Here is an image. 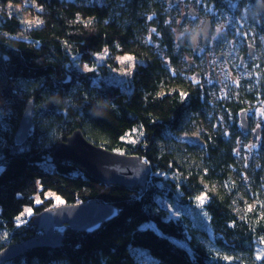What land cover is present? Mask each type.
<instances>
[{"label": "trees", "instance_id": "obj_1", "mask_svg": "<svg viewBox=\"0 0 264 264\" xmlns=\"http://www.w3.org/2000/svg\"><path fill=\"white\" fill-rule=\"evenodd\" d=\"M207 1L230 12L225 0ZM172 4L0 0V251L41 233L33 219L55 207L48 192L64 203L96 199L120 209L96 231L66 225L60 246H35L0 264H264V255L256 258L264 250V120L251 152L239 125L244 108L264 102V57L227 94L217 82L194 81L204 69L196 54L185 62L193 49L188 36L176 37L184 23ZM30 101L33 124L18 144ZM77 129L149 163L146 187L107 184L56 157ZM158 195L190 204L206 195L207 226L185 211L167 218ZM25 208L34 212L27 221Z\"/></svg>", "mask_w": 264, "mask_h": 264}, {"label": "water", "instance_id": "obj_2", "mask_svg": "<svg viewBox=\"0 0 264 264\" xmlns=\"http://www.w3.org/2000/svg\"><path fill=\"white\" fill-rule=\"evenodd\" d=\"M187 14L198 15L192 6ZM201 34L203 43H206L212 34L211 20L204 23ZM252 55L253 52L251 51ZM223 55H218L221 58ZM199 74V73H198ZM33 102L30 101L24 110L15 139L22 144L29 136L33 124ZM246 109L240 113L241 125L244 131L248 130V121L245 118ZM53 154L61 159L72 160L85 168L94 177L107 184H123L126 186L139 185L145 188L152 171L151 165L138 155H128L109 150L89 141L80 129L75 130L61 141ZM120 209L110 203L92 199L80 203H63L46 209L36 215L33 223L41 233L22 242L10 243L0 251V263L5 262L35 246H60L64 238L60 228H70L93 232L103 223L117 217Z\"/></svg>", "mask_w": 264, "mask_h": 264}, {"label": "rangeland", "instance_id": "obj_3", "mask_svg": "<svg viewBox=\"0 0 264 264\" xmlns=\"http://www.w3.org/2000/svg\"><path fill=\"white\" fill-rule=\"evenodd\" d=\"M225 1L229 2V0H225ZM190 4H192L198 10L200 9L202 12V15H201L200 11H199L198 15H196V19L193 18V16L187 15L186 12L189 9ZM229 5L231 7L230 12L221 13V10L219 8H216V6H213V5H212L213 10L210 7H208L207 10H205L204 8L201 7V0H181L180 2L173 4V7H177V9L180 13V16L178 17V20H177L178 25L180 23H184V28H181L180 26H177L175 28L176 37H177V39H180L184 35L188 36V40L191 43V47L193 49L192 55L191 54L185 55V57H184L186 60L185 62L193 60L192 57H194V54H196L197 57L200 58L199 63H198L199 66L204 69L203 77H198L199 75L192 74V76H191L192 79L196 82L198 80L217 82L219 84L218 86L220 87L221 93H226V94L230 90V88H229L230 86L232 87V91H233V88H237L238 87L237 85H240L239 81H241L244 77L247 79L251 75L250 74V67H247V66L238 67V63H236L235 68H234L229 64V57L225 56L224 58H222V57L218 58V55H220V54L217 55L216 45L214 46L215 48L211 49L205 45H202V43L200 42L201 41V39H200L201 38V31L200 30H201V27L204 23V19L207 16H209V14H211L212 11H214L212 13V14H214L216 12V10H218V15H220V18L218 20V24L216 25L217 26L216 35H218L219 31H220L219 26H221L223 24H225L227 26V28H232V25L235 24V22H237V19H235V17H232V13L234 11L232 10V5L230 4V2H229ZM16 7L18 10H21V8L23 9V2L17 4ZM234 13L242 14V11H239L238 13L237 12H234ZM238 22L236 23L237 24L236 32L238 35H241V33L243 32V27H245V23L239 24ZM182 29H184V30H182ZM194 33H198L197 38L195 40H193V34ZM208 44H210V43H208ZM232 53H234V51H232ZM124 57H129V56H123L121 58L123 61H126L123 59ZM256 57L257 58L254 59V61H253V66L255 69L257 67H259V64L263 60V58L261 57V54H257ZM204 61H205V63H204ZM203 64L205 67H203ZM200 69H196V70L200 71ZM213 71H215V72L213 73ZM213 75H215V76H213ZM122 77L123 76H122L121 71H113L112 72V78L120 80V79H122ZM244 109H246V114H245L246 120H250L253 124L251 125L250 130L248 128L247 131H244L242 129L241 117H240L239 125L241 127V130L247 134V140L245 142V140L239 139V142L240 143L245 142V149L248 152H251L252 150L257 149V147L262 143V140H263L261 130H262V126H263L262 121L264 120V116H261V112H264V106L262 105V102L259 100V101H256L253 105H249V106H247V108H244ZM257 125L261 126V130H260V133L258 135H256ZM185 137L191 138L192 140L197 139L196 134L186 135ZM251 145H255V147H249ZM151 174H152V171L150 173V176H151ZM47 196L53 198V200L55 201L54 206L59 205V203L55 200V197L58 195H56L55 193H52V192H48ZM37 200H39L41 202V199L38 197L36 198V201ZM157 200L161 205L165 206L168 209L169 214H168L167 218L179 219L181 217L182 212L185 211L197 223H199L203 226H207L206 224H208V221L205 217L203 205L200 204V201L198 200V198H196L192 204H190L188 202L184 203L178 197L176 199H170L169 197H163L161 195L157 196ZM27 209H29V208H25V210H24L25 216L27 218L23 221H27L30 217H32V215L34 213L32 210L31 214H28L26 211ZM18 223H20V222H18ZM63 228L64 227L60 228L59 231H62Z\"/></svg>", "mask_w": 264, "mask_h": 264}, {"label": "flooded vegetation", "instance_id": "obj_4", "mask_svg": "<svg viewBox=\"0 0 264 264\" xmlns=\"http://www.w3.org/2000/svg\"><path fill=\"white\" fill-rule=\"evenodd\" d=\"M180 1L181 0H168L169 3L173 2V4L178 3ZM229 2L232 5V10L234 12L238 13L239 11H242V14H236L234 12L232 13V17H235V19H237V22L239 21L238 22L239 24L245 23V27H243V32L241 33V35H238L236 32L237 22L235 21H234L235 24L232 25V28H227L225 24L219 26L220 31L219 34L216 35V28H217L216 25L218 24V20L220 18V15H218V10H216L214 14H212L214 12L212 11V13L209 14V16H207L204 19V23L206 22L207 19L211 20V25H212L211 36L209 37L206 43H203V38L201 34L200 42L202 43V45H205L211 49L215 48L214 46L216 45L217 55L222 54L223 55L222 58H224L225 56L229 57V64L234 68L236 63H238V67H243V66L250 67V73H251V71L255 69L253 66V61L254 59L257 58L256 57L257 54H261V57L264 56V0H247L244 6H242L241 4L242 0H229ZM256 3L261 6H256ZM212 5L215 6L214 4H210L207 0H201V7L204 8L205 10H207L208 7H210L213 10ZM189 6L192 7L193 5L190 4ZM199 11L202 15L200 9ZM189 16H193V18L196 19V15H189ZM232 51H234V53H232ZM251 51L253 52L252 55L250 54ZM198 67L200 68V66ZM203 67H205L204 64ZM214 72L215 71H213V73ZM196 75L200 76V73ZM207 82L211 84L212 81H207ZM239 82H240L239 84H241V81ZM261 102L262 105L264 106V102L263 101ZM247 121H248V128L250 130V127L253 123L250 120ZM260 130H261V126L256 128V132H257L256 135L260 133Z\"/></svg>", "mask_w": 264, "mask_h": 264}, {"label": "snow or ice", "instance_id": "obj_5", "mask_svg": "<svg viewBox=\"0 0 264 264\" xmlns=\"http://www.w3.org/2000/svg\"><path fill=\"white\" fill-rule=\"evenodd\" d=\"M149 19H151V18L149 17ZM153 31H155V29H153ZM123 59L126 60V61H131L133 58L129 56V57H124ZM85 67L87 68V66H85ZM89 70H90V69H89ZM237 86H238V85H237ZM261 116H264V112H261ZM257 127H259V125H257ZM249 147H255V145H251V146H249ZM205 199H206V195H202V196L198 197V200L200 201V204H201V205H203ZM55 200H56L59 204H63V203H64V201H63L59 196H56V197H55ZM36 202L39 203L40 201L37 200ZM26 211H27L28 214H31L32 209L29 208V209H27ZM23 215H24V213H21L20 216H18L16 219H17L18 221H20V220H21V217H22ZM262 242H264V239H262ZM262 255H264V250H262V252H261L260 254L257 255V257H256L257 260L261 259Z\"/></svg>", "mask_w": 264, "mask_h": 264}, {"label": "clouds", "instance_id": "obj_6", "mask_svg": "<svg viewBox=\"0 0 264 264\" xmlns=\"http://www.w3.org/2000/svg\"><path fill=\"white\" fill-rule=\"evenodd\" d=\"M197 35H198V33L193 34V40H195L197 38Z\"/></svg>", "mask_w": 264, "mask_h": 264}, {"label": "bare ground", "instance_id": "obj_7", "mask_svg": "<svg viewBox=\"0 0 264 264\" xmlns=\"http://www.w3.org/2000/svg\"><path fill=\"white\" fill-rule=\"evenodd\" d=\"M195 8V7H194ZM197 11H198V13H199V10L197 9V8H195Z\"/></svg>", "mask_w": 264, "mask_h": 264}]
</instances>
